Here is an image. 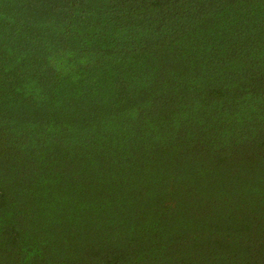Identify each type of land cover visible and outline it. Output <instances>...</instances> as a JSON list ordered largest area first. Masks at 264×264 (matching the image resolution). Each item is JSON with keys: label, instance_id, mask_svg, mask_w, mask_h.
Returning <instances> with one entry per match:
<instances>
[{"label": "trees", "instance_id": "16d2710c", "mask_svg": "<svg viewBox=\"0 0 264 264\" xmlns=\"http://www.w3.org/2000/svg\"><path fill=\"white\" fill-rule=\"evenodd\" d=\"M0 264H264V0H0Z\"/></svg>", "mask_w": 264, "mask_h": 264}]
</instances>
